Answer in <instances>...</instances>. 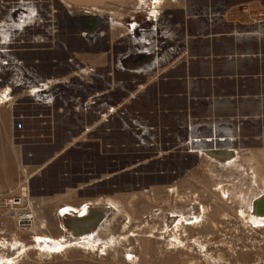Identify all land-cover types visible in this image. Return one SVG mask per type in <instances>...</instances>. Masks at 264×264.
<instances>
[{
	"label": "rangeland",
	"instance_id": "374dc122",
	"mask_svg": "<svg viewBox=\"0 0 264 264\" xmlns=\"http://www.w3.org/2000/svg\"><path fill=\"white\" fill-rule=\"evenodd\" d=\"M108 11L0 0V121L33 173L15 208L36 225L0 209V262L264 264V143L200 155L152 139Z\"/></svg>",
	"mask_w": 264,
	"mask_h": 264
},
{
	"label": "crops",
	"instance_id": "0c3cea01",
	"mask_svg": "<svg viewBox=\"0 0 264 264\" xmlns=\"http://www.w3.org/2000/svg\"><path fill=\"white\" fill-rule=\"evenodd\" d=\"M61 2L109 10V52L124 45L120 61L131 63L120 68L116 62L115 71L130 73L133 84L143 78L138 87L152 139L161 133L171 145L200 155L262 149L264 0ZM132 92L129 100L136 97ZM4 129L8 133L9 125L0 121V193L15 195L33 173L20 167L19 147Z\"/></svg>",
	"mask_w": 264,
	"mask_h": 264
},
{
	"label": "built area",
	"instance_id": "2783aa9c",
	"mask_svg": "<svg viewBox=\"0 0 264 264\" xmlns=\"http://www.w3.org/2000/svg\"><path fill=\"white\" fill-rule=\"evenodd\" d=\"M27 179L23 180V182H26ZM26 193H28L26 191ZM28 196H23L22 193H20L18 196L12 194L11 192H8L6 194L0 193V209L5 211L8 217L14 221L15 225H17L20 229L27 228V223H25V220H30V216L32 214L30 213V210H27V207L24 209L15 208L16 206H24L25 202H27ZM26 206H28V202L26 203ZM25 207V206H24Z\"/></svg>",
	"mask_w": 264,
	"mask_h": 264
},
{
	"label": "bare ground",
	"instance_id": "6f19581e",
	"mask_svg": "<svg viewBox=\"0 0 264 264\" xmlns=\"http://www.w3.org/2000/svg\"><path fill=\"white\" fill-rule=\"evenodd\" d=\"M156 4H158V3H156ZM159 5V4H158ZM26 191V189H22V194H23V196H26V193H24ZM65 211H68V212H73V213H79V210L78 209H76V208H73V207H66V210ZM30 220H25V223H27V229L28 230H31V229H34V228H36V225L34 224V216L32 215V216H30ZM251 220L252 221H254V219L253 218H251ZM31 227V228H30ZM43 227V226H42ZM44 228V227H43ZM15 260V259H14ZM11 262V261H10ZM9 261H2V262H0V264H9L10 263Z\"/></svg>",
	"mask_w": 264,
	"mask_h": 264
}]
</instances>
